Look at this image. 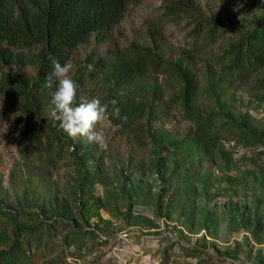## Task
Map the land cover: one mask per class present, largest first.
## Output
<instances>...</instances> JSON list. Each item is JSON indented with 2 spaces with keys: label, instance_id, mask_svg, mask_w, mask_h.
Returning a JSON list of instances; mask_svg holds the SVG:
<instances>
[{
  "label": "rangeland",
  "instance_id": "1",
  "mask_svg": "<svg viewBox=\"0 0 264 264\" xmlns=\"http://www.w3.org/2000/svg\"><path fill=\"white\" fill-rule=\"evenodd\" d=\"M162 1L140 0L112 40L82 47L69 77L92 52L103 56L132 41L149 45ZM195 4L202 19L234 30L196 52L193 45L203 41L202 34L194 37L196 20L157 27L162 59L190 80L186 85L181 76L153 74L139 82L160 97L162 120L154 138L163 148L159 158L150 147L135 154L106 117L94 129L101 142L70 138L49 117L50 105L40 118L64 136L60 155L52 163L43 154L24 160L16 147L24 122L16 125L0 94V209L27 228L36 227L29 214L49 221L56 232L52 257L63 256V264H264V147L230 140L204 149L185 114L213 116L218 125L264 135V91L255 85L264 68L237 82L222 61L233 36L254 32L264 20V0ZM23 74L33 77L35 71L29 67ZM85 101L77 93L76 103ZM8 248L0 246V264ZM26 248L30 254L35 247L21 246Z\"/></svg>",
  "mask_w": 264,
  "mask_h": 264
},
{
  "label": "trees",
  "instance_id": "2",
  "mask_svg": "<svg viewBox=\"0 0 264 264\" xmlns=\"http://www.w3.org/2000/svg\"><path fill=\"white\" fill-rule=\"evenodd\" d=\"M139 4L140 0H0V94L15 112L16 125L24 122L16 142L21 158L43 154L52 163L60 155L65 140L40 118L44 108L51 105L50 93L54 90L45 87L53 71L49 56L63 65L71 63L82 47L108 43L128 13ZM161 10L157 27L177 26L189 18L197 21L198 34L194 37L202 34L203 41L199 47L193 45L196 52L234 30V25L223 21L202 19L195 0H163ZM157 27L149 32V45L132 41L103 56L92 52L77 67L73 81L77 93H84L88 101L98 99L108 106L105 115L108 123L135 154L150 147L159 158L163 148L154 144V138L156 126L162 120L160 97L139 82L153 74L181 76L186 85L190 80L183 69L162 59ZM222 61L227 75L237 82H245L263 69L264 20L254 32L233 36ZM29 67L35 71L33 77L23 74ZM255 85L264 91V79L256 80ZM112 100L117 103L110 104ZM114 108L120 109L119 118L113 115ZM185 114L194 123L195 140L204 149H216L220 142L230 140L264 147V135H246L218 125L213 116L190 110H185ZM7 213L0 209V246H9L2 264H63V256L52 257L56 232L49 221L29 214V222L36 227L27 228L19 224L17 215ZM33 244L35 248L30 254V248L21 250V246Z\"/></svg>",
  "mask_w": 264,
  "mask_h": 264
},
{
  "label": "clouds",
  "instance_id": "3",
  "mask_svg": "<svg viewBox=\"0 0 264 264\" xmlns=\"http://www.w3.org/2000/svg\"><path fill=\"white\" fill-rule=\"evenodd\" d=\"M49 59L52 61L53 71L45 87L54 89L50 93L49 117L58 121V127L70 138H86L89 143L101 142L103 135L94 129L105 119L108 106L102 105L98 99L76 103L77 85L69 77L73 65H61L51 56ZM109 103L115 105L117 101L112 100ZM113 115L119 118L120 109L114 108Z\"/></svg>",
  "mask_w": 264,
  "mask_h": 264
}]
</instances>
